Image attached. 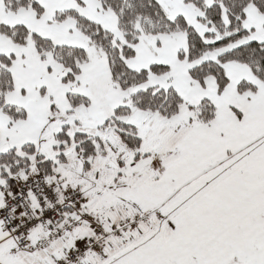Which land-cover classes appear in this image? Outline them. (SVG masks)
Returning <instances> with one entry per match:
<instances>
[{"label": "snow or ice", "instance_id": "6c2138e0", "mask_svg": "<svg viewBox=\"0 0 264 264\" xmlns=\"http://www.w3.org/2000/svg\"><path fill=\"white\" fill-rule=\"evenodd\" d=\"M0 264H264V0H0Z\"/></svg>", "mask_w": 264, "mask_h": 264}]
</instances>
